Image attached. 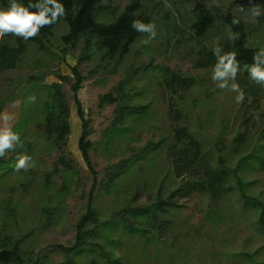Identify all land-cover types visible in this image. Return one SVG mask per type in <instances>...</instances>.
<instances>
[{"label": "rangeland", "instance_id": "1", "mask_svg": "<svg viewBox=\"0 0 264 264\" xmlns=\"http://www.w3.org/2000/svg\"><path fill=\"white\" fill-rule=\"evenodd\" d=\"M104 2L92 26L105 28L93 38V56L79 65L91 167L78 147L71 91L70 67L83 39L64 44L62 20L44 49L26 42L16 65L0 68V114L12 117L23 144L0 158V249H16L21 261L0 264H264V85L244 67L264 47V18L240 0ZM133 19L154 23L156 38L144 44L147 34L130 27ZM228 26L239 33L235 43ZM2 42L18 44L14 35ZM215 43L240 62L224 89L211 78ZM167 72L187 84L172 91ZM233 82L245 94L242 103L230 91ZM50 84L57 113L45 126ZM122 107L124 119H117ZM21 153L33 166L17 172ZM9 198L16 208L6 218ZM81 219L93 233L71 249Z\"/></svg>", "mask_w": 264, "mask_h": 264}, {"label": "trees", "instance_id": "2", "mask_svg": "<svg viewBox=\"0 0 264 264\" xmlns=\"http://www.w3.org/2000/svg\"><path fill=\"white\" fill-rule=\"evenodd\" d=\"M242 3H248V0H240ZM19 3H23L27 5L29 3V0H18ZM33 3L36 2V0H32ZM42 3L43 0H40ZM61 2L65 5L67 9V15L65 18H61L56 24L41 29L40 34L35 37L34 39H29L27 41H24L22 38L17 37V45L11 46L7 42L0 43V68H12L16 65V61L19 58V56L24 52L25 50V43L26 42H33L38 45L40 49H44V41H48L49 37L53 33V29L57 24H59L60 21L64 20L67 24L68 30L66 33L62 35V40L64 44H68L70 46L75 47L76 42H78L81 38L84 41V46L82 48L81 56L77 60L76 64L70 67L71 74L74 77L75 81L71 84V91L73 93V100L76 105V114L81 122V131L78 138V147L81 151L82 157L85 161V163L91 167V161H90V155H89V148L92 146L91 141L88 139V135L90 133V125L89 120L85 117L84 109L82 107V104L80 102V99L78 98L77 92L81 88V84L83 81V76L79 70L80 63L85 60L86 58H91L93 56L92 46H93V38L94 37H100L101 31L104 30L105 27L100 28H94L92 26V22L96 16V14L101 11V9L107 8L108 5L104 2V0H61ZM254 3L259 4L262 7L261 15L258 18H264V0H253ZM9 4V0H0V6L1 8H7ZM35 11V9H33ZM142 34V33H139ZM61 52L63 54H67V48L62 47ZM90 51V53H88ZM165 75L168 77V86L172 91L176 90V87L178 84H181L185 86L187 84V80L180 75L176 73H165ZM44 76H35L32 75L29 77V80L37 81L39 79H43ZM57 77L59 79H66L67 77L65 75L57 74ZM133 76H128L126 79L123 80V83H126L127 81H130ZM50 87L52 92V99L51 104L48 107V113L45 120V126H47L48 120L51 118L50 116H56L57 113V105L54 103V97H55V88L54 85H46ZM126 109L124 107L119 109V115L120 117H117V119H124ZM114 119L112 121L113 126L116 124V120ZM45 132L47 133L48 130ZM48 134V133H47ZM124 161H122L123 164ZM2 163V162H0ZM122 164L115 165L118 170L116 172V175L120 172L122 169ZM114 175L112 178H115ZM94 183L91 187V191L89 193V200L87 203V209L88 211H91V201H92V192H93ZM4 208H7V213L5 215L6 218L13 217L15 213L16 206L12 202V200L9 198V200L5 201L3 203ZM13 210V211H12ZM86 217V215H85ZM262 223H264V220L260 219ZM106 226L107 224L104 223ZM108 227V226H107ZM93 233L92 229H84L83 228V219H81L77 223L76 228V235L74 244L72 245L71 249H80L84 245L87 244L85 241V238L88 236H91ZM10 259H15L16 261H21V256L19 255L18 251L16 249H11L8 247H3L0 249V263H4Z\"/></svg>", "mask_w": 264, "mask_h": 264}, {"label": "clouds", "instance_id": "3", "mask_svg": "<svg viewBox=\"0 0 264 264\" xmlns=\"http://www.w3.org/2000/svg\"><path fill=\"white\" fill-rule=\"evenodd\" d=\"M250 5L248 11H250L253 17H259L261 15V6L248 0ZM35 9V11H33ZM241 13H245V8L240 6ZM67 15V9L61 0H36L35 3L29 0L27 5L19 3L18 0H9L7 8H0V39L5 35H14L22 38L24 41L34 39L37 37L41 29L45 26L50 27L56 24L61 18H65ZM238 19H233L232 24H239ZM130 27L139 33L147 34V39L143 41L144 44H149L157 36L156 25L154 23H145L139 19H133ZM228 40L235 43L239 39V33L233 32L231 26H228L227 31ZM222 47L215 43L212 52L216 57V63L212 71V80L217 83L220 89L226 88L227 78H231L235 81L239 70L240 62L237 59V53L235 51H227L223 55L221 54ZM253 63L251 66L245 64L244 67L247 70L251 80L258 84L264 85V68H261V64H264V47H261L259 51L253 55ZM230 91L237 93L235 101L237 104L242 103L244 100V92L240 86L233 82ZM29 103L35 102V96L28 98ZM249 103H251V97H249ZM0 118L4 121V126L0 127V158L6 156L7 151H15L17 147H23L21 143V137L17 132H14L9 126V121L12 119L7 113L0 114ZM256 121L259 123L258 113L255 115ZM16 163L14 171H27L31 164V156L27 154H18L15 157Z\"/></svg>", "mask_w": 264, "mask_h": 264}]
</instances>
